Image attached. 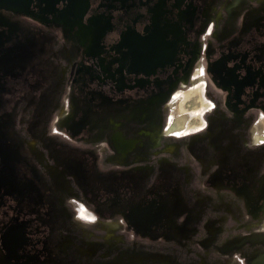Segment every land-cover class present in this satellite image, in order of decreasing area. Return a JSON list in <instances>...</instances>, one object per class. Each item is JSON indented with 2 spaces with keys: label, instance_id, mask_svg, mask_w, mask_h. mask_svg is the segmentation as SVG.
Returning <instances> with one entry per match:
<instances>
[{
  "label": "flooded vegetation",
  "instance_id": "af4514ba",
  "mask_svg": "<svg viewBox=\"0 0 264 264\" xmlns=\"http://www.w3.org/2000/svg\"><path fill=\"white\" fill-rule=\"evenodd\" d=\"M5 9L40 25L65 28L73 56H82L84 75L78 90L74 84L71 87L76 116L65 126L71 139L51 130L66 90L67 71L61 73L64 84L52 82L53 69L38 74L43 82L32 102L28 140L19 138L11 115L7 128L0 125V246L7 260L77 261L80 255L75 252L82 246L76 244L70 218L75 210L72 201H79L81 194L86 199L79 206V219L95 220L96 215L110 231L128 228L137 235L161 236L167 231L161 224L174 223L175 191L167 190L168 204L154 195L138 203L143 194L141 173L128 162L145 147L143 140L156 138L155 134L137 126L129 137L123 124L113 120L106 126L101 119L92 124L101 110L162 107L178 88L199 79L205 86L192 90L201 93V109L187 114L181 101L188 93H180L163 136L205 130L204 116L210 109L249 128L255 126L256 132L248 134L249 143L253 145V136L255 146L264 145V0H11ZM11 21L0 17V107L17 102L23 89L33 90L38 64L25 60L30 48L15 41ZM177 109L180 113L175 115ZM181 115L185 120L176 123ZM75 118H83L84 127L73 125ZM109 126L115 131L108 133ZM96 136V141L106 140L104 147L92 142ZM222 164L219 178L232 184V192L243 186L240 192L248 193L250 211L261 216L264 209L258 212V206L264 203V191L251 195L249 190L258 186L253 170L232 159ZM125 188L131 193L126 199ZM94 201L97 205L92 206ZM240 206L235 202L233 210L238 213Z\"/></svg>",
  "mask_w": 264,
  "mask_h": 264
},
{
  "label": "rangeland",
  "instance_id": "374dc122",
  "mask_svg": "<svg viewBox=\"0 0 264 264\" xmlns=\"http://www.w3.org/2000/svg\"><path fill=\"white\" fill-rule=\"evenodd\" d=\"M0 17L6 22L7 19L12 20L9 25L16 31L15 41L24 42L29 46L25 60L38 62L34 67L36 76L32 82L35 85L33 90L23 89L17 95V102L0 107V125L7 128V117L11 115L10 118L16 123L19 138L28 140L27 129L31 126L32 102L34 104V99L39 95V92H36L37 87L43 82L38 74H45L47 68L53 69L55 79L52 82L64 84L61 73L67 71L66 90L62 93V102L56 110L51 130L71 139L72 136L65 128L67 121L76 116L72 110L75 99L71 87L74 84L77 86L75 90H78L84 75H81L80 71L82 56H73L75 50L65 37L68 31L63 27L56 29L40 25L35 19L25 15L10 14L1 6ZM70 55L72 59L69 58ZM201 84L205 86V82L199 79L189 81L184 87L178 88L167 105L162 107H110L106 112L101 110L92 117V124L100 123L101 119L102 126L108 124L107 120L121 122L123 131L129 137L134 135L137 126L155 134L156 138L143 140L145 147L139 149L128 162L131 163L130 167L136 166L141 173L143 194L138 203L144 202L147 196L154 195L168 204L165 199L167 190L175 191L177 202L173 208L174 223L170 226L166 225V222L162 223L167 231L161 236L137 235L128 228L110 231L105 222L90 210L97 219H79V206L84 204L82 202L86 199L81 194L79 201L77 198L72 201L75 210L70 223L74 226L76 244L82 248L75 252L80 255L78 260L71 261L70 264H264V212L261 216L253 215L254 212L249 209L248 193L240 192L243 186H238L237 190L232 192V184L219 178L223 171L222 163L232 159L235 164L239 162L253 170L258 186L255 190L249 189L250 194L253 195L254 191L257 194L264 191V145H254L252 135L256 132V127L253 125V128H249V124L227 119L225 114L208 109L204 116L208 123L205 130L182 137L163 136L180 93H188L181 101L182 104L185 101L183 109L187 114H196L197 107L201 109V93L192 90ZM204 97L215 103L208 93L204 92ZM0 98L3 99L2 96ZM185 118V115H181L176 123H182ZM78 123H81L82 127L85 125L83 118L73 120V125ZM260 129L261 127L259 131ZM114 131L110 126L107 128L108 133ZM249 132L252 134L250 138L253 145L249 143ZM97 137L92 142L97 147H104L106 140L96 141ZM256 142L261 144L260 141ZM231 151L233 153H227ZM154 153L159 155L155 156ZM166 181L170 183L164 185ZM150 189L153 191L149 193ZM130 194V190L125 188L122 195L126 199ZM170 196L169 192L167 198ZM97 202L94 201L92 206L97 205ZM235 202L241 205L238 213L233 210ZM128 206L125 205V208ZM258 208V212L264 209V203ZM26 218L35 221L34 217ZM65 226L66 229L68 225ZM236 227L241 229L235 233L231 232ZM199 228L203 229L202 233H199ZM250 228L252 230L249 231ZM2 229L3 224L0 226V234ZM65 229L60 231L64 232ZM201 238L203 240L200 242ZM0 264H15L7 260L1 246ZM39 264L54 263L44 260Z\"/></svg>",
  "mask_w": 264,
  "mask_h": 264
},
{
  "label": "water",
  "instance_id": "95a60500",
  "mask_svg": "<svg viewBox=\"0 0 264 264\" xmlns=\"http://www.w3.org/2000/svg\"><path fill=\"white\" fill-rule=\"evenodd\" d=\"M11 2V0H0V6L7 8V3Z\"/></svg>",
  "mask_w": 264,
  "mask_h": 264
},
{
  "label": "bare ground",
  "instance_id": "6f19581e",
  "mask_svg": "<svg viewBox=\"0 0 264 264\" xmlns=\"http://www.w3.org/2000/svg\"><path fill=\"white\" fill-rule=\"evenodd\" d=\"M177 111H178V112H177ZM201 111H202V110H201ZM201 111H200V112H201ZM179 113H180V109H177L175 115H178ZM262 128H263V130H264V125L262 126ZM112 226H114V225H112ZM110 230H112V229H110Z\"/></svg>",
  "mask_w": 264,
  "mask_h": 264
}]
</instances>
